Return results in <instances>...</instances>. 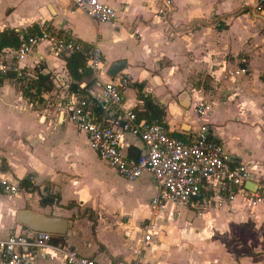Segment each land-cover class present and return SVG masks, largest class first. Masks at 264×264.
Masks as SVG:
<instances>
[{
  "label": "crops",
  "instance_id": "crops-1",
  "mask_svg": "<svg viewBox=\"0 0 264 264\" xmlns=\"http://www.w3.org/2000/svg\"><path fill=\"white\" fill-rule=\"evenodd\" d=\"M100 1L116 9L115 21L72 13L70 0H0V33L31 34L48 25L86 47L97 45L104 56L101 78L130 77L127 104L144 107V115L155 118L140 94L149 96L177 138L195 137L201 121L196 107L209 102L211 111L202 119L210 131L254 179L264 178V12L258 0H174L166 20L159 15L163 0ZM3 50L12 55L13 48ZM240 57H247L248 72L224 79L241 65ZM119 61L125 67L113 77L110 69ZM20 64L25 78L10 76L0 86V176L22 186L26 179L30 187L15 196L0 189V238L30 233L18 221L19 212L30 209L67 219V232L53 233V242L101 264H264V202L254 207L238 195L222 207L181 205L196 211L197 221L191 220L198 233L224 232V237L163 242L160 217L172 212L151 215L156 188L151 173L127 180L91 149L86 133L58 120L54 104L68 103L80 92L69 88L65 58L44 42ZM40 74H50L53 88L37 94ZM122 150L137 157L145 147L127 135ZM51 196L54 203L43 204ZM155 218L152 239L139 257ZM184 247L190 257L183 255ZM202 251L207 255L200 256ZM27 264L66 261L61 254L52 259L39 254Z\"/></svg>",
  "mask_w": 264,
  "mask_h": 264
},
{
  "label": "built area",
  "instance_id": "built-area-1",
  "mask_svg": "<svg viewBox=\"0 0 264 264\" xmlns=\"http://www.w3.org/2000/svg\"><path fill=\"white\" fill-rule=\"evenodd\" d=\"M70 1L73 4L72 13L82 11L97 22L117 19L116 9L100 0ZM262 1L258 0V7L264 12ZM173 3L174 0H163L159 10L162 19L168 18ZM17 31L20 46L10 50L12 55L7 54L8 50L0 52V86L11 75L25 78L20 62L44 42L49 44L56 57L86 53V69L90 73L78 82L80 92L74 95L72 101L54 104L58 120L70 122L86 133L91 149L127 180L136 181L145 172L151 173L157 189L152 199V216L157 215L168 202L195 208L204 205L222 207L238 195H242L251 206L264 202V178L254 179L245 163L229 156L223 143L202 119L211 111L209 102L196 107L201 121L195 137L188 140L174 137L165 117L148 118L144 115V107L127 104L130 77L122 75L112 81L101 78L104 56L97 45L86 47L80 39L65 36L48 25L31 34L20 29ZM239 64L234 71H227L224 79L248 72L247 57H240ZM80 73H83L82 69ZM127 135L141 139L145 147L142 154L132 157L124 153L122 143ZM248 181L256 183L255 191L246 188ZM0 189L14 196L26 191L21 184L3 176H0ZM198 202L202 204L197 205ZM154 227L151 220L144 243L137 251L139 257L149 246ZM53 237L50 232L31 230L28 234L0 238V264H27L39 254L51 259L61 254L66 264H101L75 248L53 242Z\"/></svg>",
  "mask_w": 264,
  "mask_h": 264
},
{
  "label": "trees",
  "instance_id": "trees-1",
  "mask_svg": "<svg viewBox=\"0 0 264 264\" xmlns=\"http://www.w3.org/2000/svg\"><path fill=\"white\" fill-rule=\"evenodd\" d=\"M262 7L264 9V0L262 1ZM21 44V40L18 35V31L16 29H6L0 33V52L4 48H13L17 49ZM67 63V67L69 70V75L71 76V83H70V90L73 91H80L78 82L83 78L84 75L89 74V70L86 69V62L87 56L86 53L80 52L75 53L69 57H64ZM83 70V73H80V70ZM13 76V75H11ZM37 87V94L41 93L42 88L51 90L53 88V82L50 78V74H40L38 81L36 83ZM32 87H30L31 89ZM36 95V94H35ZM142 100L145 101V105L147 106L148 110L152 117H164L165 112L164 110L156 105L149 96H144L140 94ZM23 185L26 187H30L28 180H23ZM54 197L51 196L48 201H44L43 204H53ZM70 207V206H69Z\"/></svg>",
  "mask_w": 264,
  "mask_h": 264
},
{
  "label": "rangeland",
  "instance_id": "rangeland-1",
  "mask_svg": "<svg viewBox=\"0 0 264 264\" xmlns=\"http://www.w3.org/2000/svg\"><path fill=\"white\" fill-rule=\"evenodd\" d=\"M30 80H26L25 84H29ZM28 96L31 95L30 93H27ZM157 192V189L155 188V193H151L150 196L151 198L153 196H155ZM259 203L257 205H254V207L258 206ZM185 208H182L181 205L176 204L174 205V203L172 202H168L165 204V207L162 209L164 212H167V214L169 215L171 212L172 214L169 216H164L162 215L160 217V219H162V222H164L165 227H162L161 230L163 231L162 234V238H163V242L165 241V237L169 238V241H171L172 243H174L175 241H177L179 238H184L185 240L190 239V238H201V239H213V238H217V239H222L224 237V232H219V233H215L213 231H205L202 233H198L199 229H195L194 227V220H191L193 218H195V221H197L196 218V211L193 209H188L184 211ZM180 211L181 213L185 212L184 216L180 215ZM138 214H135V216ZM188 218V219H187ZM154 222L158 220H153ZM198 227V226H197ZM200 228V227H199ZM177 239V240H175ZM185 251L183 253L184 256H191L190 251H188V247H184ZM187 251V252H186ZM189 252V253H188ZM200 256H206L207 253H204L203 251L201 253H199ZM203 256V257H204ZM202 257V258H203Z\"/></svg>",
  "mask_w": 264,
  "mask_h": 264
},
{
  "label": "water",
  "instance_id": "water-1",
  "mask_svg": "<svg viewBox=\"0 0 264 264\" xmlns=\"http://www.w3.org/2000/svg\"><path fill=\"white\" fill-rule=\"evenodd\" d=\"M125 61L116 62L110 69V75L115 77L125 67ZM187 99V98H186ZM246 188L251 191L257 189L254 181H248ZM18 221L34 231H44L64 235L67 232L68 220L60 217L47 216L30 209L21 210Z\"/></svg>",
  "mask_w": 264,
  "mask_h": 264
}]
</instances>
